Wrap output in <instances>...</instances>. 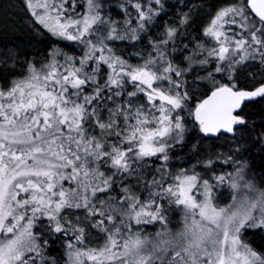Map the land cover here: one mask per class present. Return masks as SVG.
Wrapping results in <instances>:
<instances>
[{
  "label": "snow or ice",
  "instance_id": "1",
  "mask_svg": "<svg viewBox=\"0 0 264 264\" xmlns=\"http://www.w3.org/2000/svg\"><path fill=\"white\" fill-rule=\"evenodd\" d=\"M0 12V264H264V0Z\"/></svg>",
  "mask_w": 264,
  "mask_h": 264
},
{
  "label": "trees",
  "instance_id": "2",
  "mask_svg": "<svg viewBox=\"0 0 264 264\" xmlns=\"http://www.w3.org/2000/svg\"><path fill=\"white\" fill-rule=\"evenodd\" d=\"M43 48L47 45L40 44ZM253 71L255 69H252ZM249 115L256 121V128L260 127V122L262 119V115H264V104H254V106L248 109ZM249 142L251 143V138H249ZM250 162L253 163L254 171L257 175L260 174L261 168H264V153L259 151V146L252 148L250 153ZM252 238L256 239L257 242H252L253 247L259 249L264 247V235L256 234L252 235Z\"/></svg>",
  "mask_w": 264,
  "mask_h": 264
},
{
  "label": "rangeland",
  "instance_id": "3",
  "mask_svg": "<svg viewBox=\"0 0 264 264\" xmlns=\"http://www.w3.org/2000/svg\"><path fill=\"white\" fill-rule=\"evenodd\" d=\"M8 3V0H0V5H6ZM23 16H24V13L19 11V8H17L16 12H15V18L16 20L19 22L23 19ZM4 20H5V17H4V13L3 12H0V24H3L4 23ZM37 42V47H39L40 49H43V47L39 44L38 40L36 41ZM27 51H32V49H26ZM261 235H264V234H261ZM248 241L250 243L252 242H257L256 239L252 238V235H250L248 237Z\"/></svg>",
  "mask_w": 264,
  "mask_h": 264
}]
</instances>
